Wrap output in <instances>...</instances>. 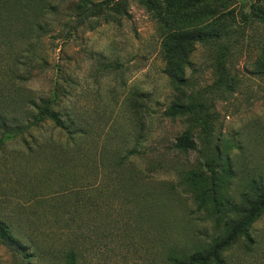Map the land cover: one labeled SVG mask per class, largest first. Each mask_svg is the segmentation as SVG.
<instances>
[{
  "label": "rangeland",
  "instance_id": "1",
  "mask_svg": "<svg viewBox=\"0 0 264 264\" xmlns=\"http://www.w3.org/2000/svg\"><path fill=\"white\" fill-rule=\"evenodd\" d=\"M114 1L128 17L109 15L85 26L75 18L79 0H8L0 6V76L33 98L53 99L59 116L79 130L83 155L80 165L57 166L58 174L47 176L56 167L52 151L32 145L36 155L25 160L15 152L17 144H6L0 150V216L14 215V205L28 207L36 199L54 203V197L76 186L110 187V172L98 173L94 164L102 162L91 158L133 151L126 169L134 175L129 194L134 204L120 188L121 198L112 202L110 232L103 238L98 229L91 233L86 264H163L162 243L177 248V255L207 243L225 221L224 202L237 203L252 183L264 184V27L253 25L236 36L232 53L221 63L227 56L213 46L220 50L223 38L218 45L194 43L177 50L179 42L168 36L193 25L187 18L183 25L175 20L194 13L200 14L198 22L212 19L208 33L223 37L227 12L237 20L264 13V0H205L199 6L196 0H160L157 13H148L137 0ZM224 66L228 76L219 88L216 77ZM175 68L177 80H185L182 86L168 76ZM190 97L205 106L189 120L165 117L171 104L185 105ZM186 130L196 150L183 154L173 146ZM32 135V142L51 149L67 138L49 121ZM211 171L219 185L216 201L198 193L197 176L209 178ZM68 199L55 204L58 211H65ZM47 207L40 202L35 214L52 219ZM41 220L23 221V230L48 248V256L31 263L54 264L49 249L77 244L79 231L74 224ZM250 233L251 248L241 239L226 264H264V210ZM0 264L27 263L0 243Z\"/></svg>",
  "mask_w": 264,
  "mask_h": 264
},
{
  "label": "trees",
  "instance_id": "2",
  "mask_svg": "<svg viewBox=\"0 0 264 264\" xmlns=\"http://www.w3.org/2000/svg\"><path fill=\"white\" fill-rule=\"evenodd\" d=\"M8 0H0V6L4 5ZM205 0H196L195 6L201 5ZM10 2V1H9ZM138 4L144 7L148 13L160 12L161 2L160 0H137ZM78 14L75 18L78 20L80 26L87 25L91 20L103 19L109 15H115L120 18L128 17V13L125 11L121 3L114 0H104L99 3H93L90 0H79L74 8ZM194 14L185 17L181 15L175 21L179 25H183V22L189 20L193 22V25L185 26L177 30L173 35H169L168 39L173 42H179L177 50H182L183 47L192 46L194 43L208 44L209 46L218 45L221 43V38L226 42L222 48L213 46L217 52L221 51V54H225L227 57L221 58L227 60L231 50H233L235 44V37L242 34L246 28L252 29L253 25L264 27V13L255 14H243L241 18L237 20L232 12L225 14V21L227 26L223 37H219L217 33L209 32V21H200ZM215 24V23H214ZM242 32V33H241ZM222 39V40H223ZM260 49L264 53V42L261 44ZM171 61V60H170ZM219 60L215 62L214 70L218 73L217 65L220 64ZM173 65L179 66L174 61ZM224 68H220L222 71L216 77L218 87L224 86V80L228 76V72H224ZM176 70L170 72L168 76L178 85L185 84L184 79H178L175 76ZM53 99L47 98H33L31 92L23 87H17L11 82V79L2 75L0 76V150L6 147V144L13 143L19 146V151H15L18 155H21L23 159L29 160L32 154L31 146L42 150L47 148L50 151V156L46 154V158L50 157L56 167L50 169L45 175L55 176L58 168H65L67 164H74L73 167L80 165L83 155L79 151V130L76 125L67 120H63L59 113L54 110L52 106ZM205 104L198 101H193L192 97L188 98V102L185 105L179 103L171 104L165 110V117L170 119L186 118L189 120L192 112L200 110ZM53 123L54 127L60 132H64L67 135L64 145H52L50 147H43V145L35 144L32 142V132L43 126L47 122ZM32 142V143H31ZM42 144V143H41ZM48 144H51L48 141ZM174 149L183 154H188L196 150V144L192 134L186 130L175 141ZM23 149V150H22ZM133 154V151L125 152V154H101L99 159L96 157L91 158V161L102 162L101 166H94L98 173L109 171L108 178L112 180L110 187L95 186L90 184L82 187H74L65 191L61 196H56L53 200L54 203L48 201H41L36 199L31 202L28 207L23 205H14L11 208V213L14 215L0 216V243L7 247L13 254V257L21 262L32 264L33 258L39 262L48 253V248L39 247L38 241L33 236L26 233L23 230V221L32 220L37 223L43 218H47L49 222L54 225H60L61 221L65 224H74L77 226L79 236L76 238L77 244L72 242V246L63 247L60 249L55 248L50 250V256L53 257L54 264H86L87 252L89 251V243L93 242L91 233L95 234L98 229V233L103 238V233H109L108 227L109 221L112 218L110 215L112 202L117 198H121L120 188L123 189L129 200L127 202L134 204V199H131L129 194H132L133 189L130 185V181L133 180V173L126 169V163ZM36 157V156H35ZM89 161V157L86 162ZM107 162L104 167L103 163ZM77 164V165H76ZM87 164V163H85ZM58 166V168H57ZM208 168V165H207ZM58 177V176H56ZM44 177H41V179ZM60 178V177H59ZM46 181V179H43ZM198 180V193L203 199L216 201L218 192V182L214 177V172L211 171L209 178L202 175L197 176ZM78 188V189H77ZM76 189V190H74ZM70 197V198H69ZM68 199V204L65 206V211L55 207V204L60 200ZM123 200V199H121ZM42 202L44 205H48L47 211L50 212L52 219L47 215H36V206ZM225 206L229 209L225 221L217 232L216 236L205 244L195 246L192 250L182 252L174 246L168 245L166 242L162 243V250L165 251L162 257L163 264H226V255L230 250L241 240L244 239L247 242L246 247L251 248L253 239L251 238V226L259 218L264 210V184L252 183L249 186L247 192L241 196L239 202L234 203L230 201L224 202ZM131 209H128V213L133 214ZM28 211V213H27ZM2 214V213H1ZM0 214V215H1ZM66 220H63L64 216ZM63 216V217H62ZM42 221V220H41ZM100 222L101 226L95 227V223ZM99 224V223H98ZM102 225L104 226L102 229ZM98 237V236H97ZM99 239V237H98ZM164 240V238H162ZM87 242V243H86ZM48 256V255H47ZM84 262V263H83Z\"/></svg>",
  "mask_w": 264,
  "mask_h": 264
}]
</instances>
